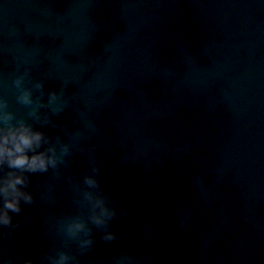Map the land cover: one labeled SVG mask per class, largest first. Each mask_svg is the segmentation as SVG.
Instances as JSON below:
<instances>
[{
    "label": "water",
    "instance_id": "obj_1",
    "mask_svg": "<svg viewBox=\"0 0 264 264\" xmlns=\"http://www.w3.org/2000/svg\"><path fill=\"white\" fill-rule=\"evenodd\" d=\"M20 61L46 91L69 82L53 119L79 152L62 175L96 163L131 211L112 222L113 243L94 230L81 264L121 252L135 264H264V0H0V95L27 118L11 88ZM31 180L38 202L12 214L21 227L5 256L62 246L66 181Z\"/></svg>",
    "mask_w": 264,
    "mask_h": 264
},
{
    "label": "clouds",
    "instance_id": "obj_2",
    "mask_svg": "<svg viewBox=\"0 0 264 264\" xmlns=\"http://www.w3.org/2000/svg\"><path fill=\"white\" fill-rule=\"evenodd\" d=\"M18 31L13 27L11 34L16 35ZM26 63H15L18 74L11 81V88L15 91L16 103L27 109V118L17 117L10 110L9 101L0 95V261L2 264H81L80 257L91 253L96 244L94 230L102 234L101 239L105 243H113L118 235L112 231V222L121 217L129 218L131 211L120 207L119 199L102 183L101 168L96 163L87 167L82 175H62L61 169H66L70 159L75 160L79 152L73 143L76 132L67 124L53 119L69 105L65 95L69 82L61 81L59 91H46L45 80L36 79L31 67H24L21 71ZM48 128L60 131L49 134L44 130ZM61 133L67 140L62 138ZM50 172L66 181L64 194L70 196V210L56 222V233L62 239V246L41 250L31 258L24 255L5 256V243L15 240L21 227L19 221H13L12 214L20 215L22 205L34 206L38 202V189L36 192L29 191L31 176ZM146 231L151 234L152 226L148 225ZM135 262L136 255L121 252L99 264Z\"/></svg>",
    "mask_w": 264,
    "mask_h": 264
}]
</instances>
